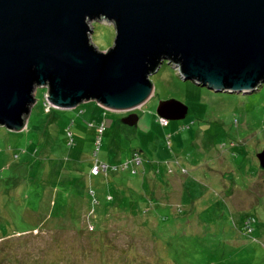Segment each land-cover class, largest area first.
Returning <instances> with one entry per match:
<instances>
[{"label": "rangeland", "instance_id": "1", "mask_svg": "<svg viewBox=\"0 0 264 264\" xmlns=\"http://www.w3.org/2000/svg\"><path fill=\"white\" fill-rule=\"evenodd\" d=\"M90 25L92 42L107 50L113 25ZM150 79L152 96L133 110L137 126L95 101L47 113L44 88L24 129L0 126V264H81L80 248L91 253L101 240L102 259L117 264L133 251L129 244L117 253L131 229L135 255L150 259L130 264H264V169L256 157L264 83L248 94L216 92L183 80L167 62ZM167 99L188 112L163 125L156 108ZM95 161L109 169L94 172ZM246 215L256 219L255 241L235 239ZM149 232L156 236H140Z\"/></svg>", "mask_w": 264, "mask_h": 264}, {"label": "water", "instance_id": "2", "mask_svg": "<svg viewBox=\"0 0 264 264\" xmlns=\"http://www.w3.org/2000/svg\"><path fill=\"white\" fill-rule=\"evenodd\" d=\"M94 20L115 30L99 50ZM167 62L183 80L208 89L252 93L264 83V0H0V126L27 125L38 88L49 106L95 101L127 112L153 94L150 76ZM163 119L188 107L159 102ZM264 169V146L256 154Z\"/></svg>", "mask_w": 264, "mask_h": 264}, {"label": "trees", "instance_id": "3", "mask_svg": "<svg viewBox=\"0 0 264 264\" xmlns=\"http://www.w3.org/2000/svg\"><path fill=\"white\" fill-rule=\"evenodd\" d=\"M45 109H46V107H45ZM52 111V109L51 108H49V110H47V113H49V112H51ZM50 119H52V118H50ZM50 119H49V121H50ZM135 154H137L138 155V158L140 159V163H139V165H141L142 164V160H141V154H140V152H138V151H135V153H134V155ZM126 166V168L129 166L128 165V163L125 165ZM137 166L136 167H134V169H132V171H131V173L132 174H135L136 172H137ZM109 169V168H108ZM107 169V170H108ZM107 170H105L104 172H106ZM149 211H153V210H149ZM148 211V212H149ZM131 216H133L134 214H130ZM130 220H132L133 221V223L135 222V221H140V219H130ZM255 217L253 216V215H246V218L244 219V222H243V228L240 230V234H236V236H235V239L237 240V239H241V237L242 236H245L246 238H248V239H250V240H252V241H255V239H256V236H254V226H253V223H255ZM48 222H49V224L51 223V225H52V223H53V221H51V220H48ZM125 220L123 221V218H122V223H123V228H122V230L124 229L125 230V227H126V225H127V223L125 222ZM50 225V226H51ZM135 227H139V223H135V224H133ZM127 226H129V225H127ZM103 227H104V225H103ZM102 227V228H103ZM36 228L37 227H33L32 228V231H34V230H36ZM89 230H91L90 228H88ZM132 230V229H131ZM131 230H128V232L127 233H121V235L124 237V238H128L129 240V242L127 241V244L125 245V246H122L121 248L122 249H120V251H117V253H120L121 255H122V253H126L125 252V248L127 247V246H129V244H133V245H135L134 247H133V251L132 252H130V254L131 255H127L126 257H123L122 256V259H124V260H122V262H120V263H117V264H130V263H134V262H138V261H142V260H149L150 259V255H148V253H147V255L146 254H136L135 255V253H134V250H136V248H137V246H136V243L134 244L133 242L132 243H130L132 240H131V236H133V237H136V234L134 233V232H132ZM29 232V231H28ZM27 232V233H28ZM236 233H237V231H236ZM128 236H127V235ZM240 235V236H239ZM141 237H145L147 240H150V238L151 237H153V236H156V235H153L152 233L150 234V232L147 234V235H140ZM19 237H21V236H19ZM86 238H88V236H85ZM94 236H90V239L91 238H93ZM26 238V237H25ZM102 242H105V241H99L98 242V244L97 245H95V247H93L92 249H91V253H89V251L88 250H86V249H84V250H82L81 248H80V252H82V257L80 258V261L79 262H81V264H93V262L92 261H90L89 260V255H91L92 256V254H94V252H95V250L97 249V248H99V247H101L100 245V243H102ZM149 243H148V241L146 242V246L148 245ZM153 247V246H152ZM99 254H100V256H98V255H95V257L94 258H99V261H100V264H110V263H108V262H106L104 259H102V256H103V254H102V251H101V248H99ZM4 255V254H3ZM69 256H71V253H68L67 254V256H66V259H69L70 257ZM126 258V259H125ZM61 261H62V259H61ZM66 263H67V260H66ZM60 264V263H59ZM62 264H65V263H62ZM69 264H72L71 262H69ZM111 264H113V263H111Z\"/></svg>", "mask_w": 264, "mask_h": 264}, {"label": "built area", "instance_id": "4", "mask_svg": "<svg viewBox=\"0 0 264 264\" xmlns=\"http://www.w3.org/2000/svg\"><path fill=\"white\" fill-rule=\"evenodd\" d=\"M45 104H46V106H47L46 110H49L50 106L48 105L47 102H45ZM160 121H163V122H162L163 125L167 123V120H166V119H163V118H160ZM97 128H98V130H97V131H98L97 139H98V142H99V140H100V136H101V134H102L103 131H104V125L101 123L100 125L97 126ZM95 153H96V151H95ZM135 160H136L137 163L140 162V159L138 158V156L135 157ZM94 163H95V164L93 165L92 170H93L94 172H96V173H97L100 169H102V170H106V169H108V167H109V166H108L107 164H105V163H103L101 167L99 166V163H98V162L95 161ZM92 173H93V172H92ZM96 173H95V174H96Z\"/></svg>", "mask_w": 264, "mask_h": 264}, {"label": "clouds", "instance_id": "5", "mask_svg": "<svg viewBox=\"0 0 264 264\" xmlns=\"http://www.w3.org/2000/svg\"><path fill=\"white\" fill-rule=\"evenodd\" d=\"M45 102H46V101L44 100V104H45ZM50 108H52V107L50 106ZM160 118H161V117H160ZM166 120H168V119H166Z\"/></svg>", "mask_w": 264, "mask_h": 264}]
</instances>
